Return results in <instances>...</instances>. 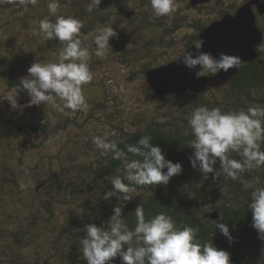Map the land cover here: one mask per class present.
<instances>
[{
  "label": "trees",
  "instance_id": "16d2710c",
  "mask_svg": "<svg viewBox=\"0 0 264 264\" xmlns=\"http://www.w3.org/2000/svg\"><path fill=\"white\" fill-rule=\"evenodd\" d=\"M224 1L217 0L218 3H222L223 5L226 3ZM132 2L134 1L101 0L99 8H94L89 13L86 9L91 0H59L60 9L56 16L74 17L80 20L82 23L80 30L82 45L89 50L92 49L93 52L96 48L92 39L95 33L104 27H113L117 32V37L110 39L109 43L111 46L106 50V54L120 51L122 58L130 60L131 63H134L133 60L140 55L151 57V51L159 52L161 50L160 52L166 54L168 50L174 47L172 38L178 35V30L183 27H191L193 28V32L185 34L183 38L184 44L181 50L186 51L191 44L199 41L198 33L211 21L210 19L204 24L190 25L191 22L185 14L181 16V11L200 10L208 6L205 7V4H203L193 8L190 6L189 0L175 1L176 11L172 13L170 18L168 16L155 17L149 0H137L134 2V5L130 6ZM13 3L16 2H5L0 4V7H2L1 9L10 8ZM47 3L48 0H38L36 5H28L26 8L31 10L32 13L30 15L36 17L38 22L45 19L54 22L56 16H52L49 13ZM111 4L112 9L109 8ZM228 5V8L231 10L236 8L234 7L235 4L230 3ZM224 12L225 10H222V8L218 11L215 10L216 17H220ZM176 15L181 18L183 17V22L174 21ZM257 25L264 32V14L257 15ZM34 44L38 54H40L38 57H35V61H39V59L44 60L47 58L48 53L49 56L53 54V56L56 55L58 58L59 51L63 47L55 39L45 40L42 34L35 40ZM3 45L4 42L0 41L1 52L3 48L8 53L4 55L0 52V82L10 88L15 87V89L21 90L23 89L22 87L19 88L20 80L23 78L21 64L26 65V62L19 56L16 46L9 47L7 44L3 47ZM181 50L175 56L168 57L165 60L143 62V67L140 70L142 77L145 78L147 70L176 59ZM257 51L258 56L254 60L240 64L239 71L229 81L219 87L207 89L199 94L188 92L182 96L167 95L175 98L188 95L196 98L198 101L200 99L199 102L191 106V112L199 106L218 107L224 112L247 111L249 107L264 108V42L259 46ZM32 58L30 55L28 68L33 63ZM56 60L53 59L51 62ZM133 76V74L132 76H128V80H131ZM149 90L151 91V89ZM151 93L155 98L163 97L155 96L152 91ZM206 94H209L210 97L207 98ZM67 122L68 119H64V121L56 123L50 131L48 130L49 125L47 123L35 124L32 122L0 119V135L4 140L12 139L21 133H41L45 136H55L57 131L65 128ZM185 131L186 127L180 132L178 130L174 131L171 128H163L159 122H156L152 126L139 128L124 137L117 146L126 153L128 161L139 158L127 152V145H135L141 137L150 136V142L160 145L166 154V158L172 160L174 163L180 162L182 164V173L173 176L167 185H136L125 179V161L113 159L112 154L109 153L107 164L105 163L102 165L103 167H98L86 173L90 183L88 190L94 191L95 188L100 187L101 195L97 199L89 194L85 199V204H83L85 206L84 210L87 213L93 212L96 216L97 214H101L102 217L90 218L84 216L83 212L77 213L75 211L73 214L71 209L67 211L68 217L65 218V221L61 225L54 223V225L44 230L48 233L47 237H51L52 249L47 258H43L40 263L39 260H36V263L87 264L80 244L81 237L85 235L81 231L83 229L81 226L84 227L85 224L94 223L97 226L107 228L114 206H119L123 209L124 223L130 229H134L136 223L135 209L138 205H141L146 220L160 213L170 216L175 221L177 227H191L195 229V239L200 244L212 242L217 249L228 251L230 253L231 264H264V240L259 238L257 230L252 227V212L247 208L251 190L245 191L239 180L228 179L224 174H220L214 178L213 174L209 173L207 178H205L203 173L193 169L189 161V156L193 150L189 147V143L194 137L191 128ZM26 143L32 147L35 146L29 140ZM261 150H264V142H261ZM229 155L231 158L241 159L236 153H230ZM2 167L7 171L12 169L11 165H3ZM219 167L220 165L217 163L215 168L218 169ZM99 172H104V175H100ZM100 176L104 178V180H101L103 183L98 181ZM116 176H120L126 184H129L131 191L129 195L132 196L130 200L118 201L116 197H111L109 200L103 199L104 194L112 188L109 179L106 178H114ZM242 176L246 180H253L258 177L260 181L258 186H264V167L246 171ZM1 180H4L2 176H0ZM14 181L13 179L12 182ZM45 183V180L38 181V185L40 186H44ZM0 202H2L1 198ZM3 203L6 205L5 202ZM93 207L95 209L92 210ZM47 210L50 214V221L55 222V213L49 208ZM4 211L5 208L0 207V213L6 215V217L0 219V228L4 227L3 231L12 230L13 248L20 243L27 244L25 231L22 229L14 231V218ZM211 211H216L218 217H204V214ZM81 220L83 221L81 222ZM219 222L225 223L228 226L232 237L231 241L219 229L215 228V225ZM65 225H68L67 228H65ZM77 226L80 229H77ZM68 228H74V230H67ZM64 229L67 230V234H65V238H62V233L59 230ZM65 239L68 241L65 242ZM132 246H137L135 238L132 241ZM114 264H121L119 256L114 259Z\"/></svg>",
  "mask_w": 264,
  "mask_h": 264
},
{
  "label": "clouds",
  "instance_id": "9594fccd",
  "mask_svg": "<svg viewBox=\"0 0 264 264\" xmlns=\"http://www.w3.org/2000/svg\"><path fill=\"white\" fill-rule=\"evenodd\" d=\"M18 2L21 6L36 5L38 0H0ZM155 17L168 16L176 11L175 0H149ZM101 0H91L87 11L91 13L99 8ZM47 8L52 16L60 9L59 0H48ZM82 23L74 17L56 16L54 22L41 20L39 34L45 40H57L63 47L56 61L34 62L28 68V75L20 80V87L27 91L30 99L20 105L15 94L8 93L3 99L10 102L13 109H22L41 103H54L55 98L63 102L62 109L86 110L87 103L82 93V86L92 80L89 70V49L82 45L80 30ZM117 37L113 27H104L92 37L97 57L106 54L111 46V38ZM87 38V37H86ZM202 41L194 43L195 52L181 50L177 59L188 69H197L196 78L216 75L222 70L240 66V57L220 52L214 56L211 52L202 51ZM0 99V100H3ZM192 139L189 147L193 150L189 161L193 169L207 178L212 173L214 178L224 174L231 180H239L245 191H250L247 208L252 212V227L264 240V186L259 178L246 180L242 174L253 169L264 167V108L249 107L247 111L224 112L218 107L199 106L188 118ZM109 133L94 136L92 143L101 150V155L111 153L113 159L125 161V179L136 185H167L170 179L182 173L180 162L166 158L165 152L158 144H152L150 136H143L135 145H127V152L139 159L128 161L126 153L119 149L117 143L108 140ZM236 153L241 159L230 157ZM219 163L217 169L215 165ZM166 169V171H165ZM112 188L103 199L116 197L118 201H127L130 187L120 176L107 177ZM21 187H24L21 185ZM123 209L114 206L113 214L108 220V227L96 224H85L81 237L82 254L87 264H114L119 256L121 264H231L230 253L217 249L213 243L200 244L196 241V230L191 227H177L175 221L163 213L145 219L141 205L135 209L136 223L130 229L123 221ZM216 229L232 240L228 226L219 222ZM135 238L137 246H132ZM127 246V247H126Z\"/></svg>",
  "mask_w": 264,
  "mask_h": 264
},
{
  "label": "rangeland",
  "instance_id": "374dc122",
  "mask_svg": "<svg viewBox=\"0 0 264 264\" xmlns=\"http://www.w3.org/2000/svg\"><path fill=\"white\" fill-rule=\"evenodd\" d=\"M225 1L234 4L241 0ZM134 2L130 6L134 5ZM109 8L112 9V4ZM215 10V6L200 10H183L181 16L185 14L191 22L190 25L204 24L216 17ZM31 13L30 9L18 2L11 4L10 8L0 10V41L4 42L3 47L7 44L9 47L16 46L19 56L25 60L26 65L20 63L23 78L28 75L30 55L33 57V63L36 62L35 57L40 55L34 44L41 35L39 22L36 17L30 15ZM182 18L176 15L174 21L183 22ZM191 31L193 32L191 27L178 30V35L172 38L174 47L166 54L160 52L161 50L151 51V57L140 55L133 60L134 63L124 60L120 51L97 57L90 49L88 66L93 78L90 83L82 86L87 103L86 110H61L63 102L59 98L47 105L41 103L38 106L13 109L10 102L3 99L4 95L15 94L17 91L16 98L20 105H25L30 97L26 90L10 88L0 82V99H3L0 100L1 120L47 123L48 130L51 131L56 123L68 119L65 128L57 131L55 136L21 133L12 139L4 140L0 135V176L4 178L0 181V207L5 208L4 212L14 218L13 230L22 229L27 235V244L20 243L13 248L12 230L3 231L4 227L0 228V264H38L36 260L42 262L52 249L51 237H47L48 233L44 230L54 223L61 225L68 217L67 211L70 209L73 214L76 211L83 212L84 216L90 218L102 217L101 214L96 216L93 212L87 213L83 206L89 194L97 199L101 195L98 186L94 191L88 190L90 183L86 173L107 164L109 155H101V150L92 143L94 136H102L107 132L108 140L118 144L130 133L142 127L152 126L156 122L163 128H171L174 131L182 132L185 127L186 131L190 128L188 118L192 113L191 106L200 99L198 101L188 95L181 98L170 95L155 98L147 88L140 70L143 62H157L175 56L184 44L185 34ZM1 53L6 55L8 52L2 48ZM56 58V55L49 56L48 53L47 58L39 59V62L48 63ZM132 74L134 76L128 80V76ZM205 96L210 97L209 94ZM28 140L35 146L28 145ZM3 165H11L12 169L4 170ZM99 174L104 175V172ZM40 180H45V187L38 185ZM101 180H104L102 176L98 178L99 182ZM47 208L55 213V222L50 221ZM3 217L6 215L0 213V219ZM67 226L65 225V228ZM77 229L80 228L77 226ZM64 230H59L62 238H65L67 230L74 228ZM67 241L65 239V242Z\"/></svg>",
  "mask_w": 264,
  "mask_h": 264
},
{
  "label": "water",
  "instance_id": "95a60500",
  "mask_svg": "<svg viewBox=\"0 0 264 264\" xmlns=\"http://www.w3.org/2000/svg\"><path fill=\"white\" fill-rule=\"evenodd\" d=\"M207 0H190L192 5ZM255 6V9L253 8ZM264 14V0H250L239 6L234 13H227L213 21L199 34L203 42L202 51L218 56L225 52L240 57V64L254 60L258 56L257 47L264 41V33L257 25V15ZM195 52L190 46L186 51ZM240 69L223 70L216 75L196 78L197 69H188L180 59H174L145 72V83L157 97L167 94L182 96L188 92L202 93L229 81ZM217 218L216 211L204 214V217Z\"/></svg>",
  "mask_w": 264,
  "mask_h": 264
},
{
  "label": "flooded vegetation",
  "instance_id": "af4514ba",
  "mask_svg": "<svg viewBox=\"0 0 264 264\" xmlns=\"http://www.w3.org/2000/svg\"><path fill=\"white\" fill-rule=\"evenodd\" d=\"M247 1H250V0H241L240 2H238V3H234L235 5H234V7H236L235 9H230V8H228V4H230V3H227L226 1V3L223 5L222 3H218L217 2V0H207V1H205V2H200V3H197L196 5H192L191 4V2H190V0H189V3H190V6L191 7H193V8H195V7H198L199 5H203V4H205V7L206 6H215L216 7V11H218L220 8H222V10H225V12L220 16V17H216V18H213V19H211V21L206 25V26H204L203 28H202V30L205 28V27H207L209 24H211L213 21H215V20H218V19H220L223 15H225V14H227V13H234L235 11H236V9L239 7V6H241L242 4H244V3H246ZM232 4V3H231ZM253 8L255 9V6H253ZM201 30V31H202ZM200 31V32H201ZM263 31V30H262ZM200 32L198 33V40L199 41H201L200 39H199V34H200ZM264 33V32H263ZM264 42V41H263ZM262 42V43H263ZM261 43V44H262ZM260 44V45H261ZM194 45V43L193 44H191L190 46H193ZM259 45V46H260ZM189 46V47H190ZM259 46L257 47V49L259 48ZM185 51V50H184ZM147 86V85H146ZM148 88V87H147Z\"/></svg>",
  "mask_w": 264,
  "mask_h": 264
}]
</instances>
